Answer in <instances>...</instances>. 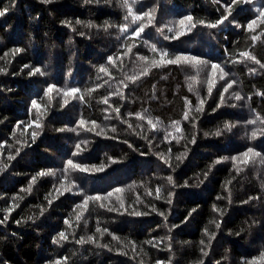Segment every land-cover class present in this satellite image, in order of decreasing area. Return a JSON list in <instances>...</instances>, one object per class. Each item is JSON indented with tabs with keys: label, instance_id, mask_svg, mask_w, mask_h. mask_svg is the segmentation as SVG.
<instances>
[{
	"label": "trees",
	"instance_id": "1",
	"mask_svg": "<svg viewBox=\"0 0 264 264\" xmlns=\"http://www.w3.org/2000/svg\"><path fill=\"white\" fill-rule=\"evenodd\" d=\"M230 3L129 0L134 14L152 13L148 24L147 17L136 23L131 15L125 20L128 10L122 0H0V11L8 10L0 16V219L8 216L0 224V264H264V23L258 20L253 31L246 30L264 0L242 3L223 25L207 27L226 14L224 6ZM187 15L197 26L174 39L178 21ZM140 23L148 26L136 37ZM126 24L129 30L122 33ZM127 47L132 51L125 55ZM15 48L22 51L13 54ZM160 50L169 54L165 61L184 54L208 63L153 66L160 64ZM213 63L223 72H213ZM35 68L45 75H29ZM231 81L235 83L224 92ZM49 85L58 91L45 96ZM70 88L80 91L65 103L63 91ZM33 99L40 109L31 107ZM81 119L86 125H79ZM254 119L255 124L248 123ZM36 120L41 128L33 124L25 130ZM33 131L38 133L35 143ZM249 147L261 156L250 154L245 163L242 154ZM69 160L89 171L71 168ZM49 169L56 175L38 176ZM62 181L65 188L74 182L72 191L60 189L59 194ZM89 195L103 199L77 208ZM13 204L18 207L9 215ZM61 232L68 238L54 243ZM89 236L96 242L77 243Z\"/></svg>",
	"mask_w": 264,
	"mask_h": 264
},
{
	"label": "snow or ice",
	"instance_id": "2",
	"mask_svg": "<svg viewBox=\"0 0 264 264\" xmlns=\"http://www.w3.org/2000/svg\"><path fill=\"white\" fill-rule=\"evenodd\" d=\"M53 2H54V0H40V3H43V4H51V3H53ZM85 2H86V3H91V2H93V0H85ZM96 2H98V0H96ZM242 3H243V4H250V3H252V0H231V3H230V4H227V5L224 6V11H225L226 14L223 15V16H222L219 20H217L215 23H209V24H207L206 26L215 29V28H217L218 26L223 25V24L225 23V21H228V20H229V17L232 15V12H233L234 7L239 6V5H241ZM122 6H124V7L128 10V15H126V16L124 17L125 20H128L129 16L131 15V16H133V21H132V22H133V23H136V22L143 21L144 18L147 17V18H148V24H151V22H152L153 19H154V16L152 15L151 12H144L143 14H134V13L132 12L131 5L129 4V0H122ZM7 11H8L7 9H5V10H3V11H0V16H4V15L6 14ZM256 11L258 12V16H257L256 19H252V20L246 25V30H247V31H250V32L253 31V30H254V27L257 25V21H258V20H259L261 23H264V6L257 8ZM64 23H68V22L65 21ZM76 23L79 24V23H81V22L78 20V21H76ZM199 23H200V24H204L205 22H204V21H199ZM148 24L140 23L139 26L134 30L133 35L136 36V37H140L141 33L144 32L145 27H147ZM86 26L89 27V28L94 27V25H92L91 23H88ZM178 26H179V31H178V32H175V35L173 36L174 39H178L179 37L185 35L187 31H190L192 28H195V27L197 26V22L194 21V17H193L192 15H187V16H184L182 19H180V20L178 21ZM108 27H111V26H110V25H106V26H105L106 29H107ZM237 27H244V26H243V25H237ZM120 30H121L122 33H127L128 30H129V29H128V25L126 24V25L122 26ZM168 30H169L170 32L174 31L173 28H169ZM73 31H75V29H73ZM161 31H163V29H161ZM168 38H169V37L165 36V39H168ZM251 38H252L253 41H255V40L257 39V36L253 35ZM151 50H152L153 52H156V51H157V48H156V45H155V44L151 45ZM11 51L13 52V54H15V53H18V52L22 51V49L15 48V49H12ZM131 51H132L131 47H127V50H126V52H125L124 54L126 55V54H128V53H131ZM159 54H160V64H156V63L154 62L153 66H160V65H162V64H164V63H167V64H177V65H179V64H191V63H193V62H194L195 64L208 63V62H205V61H201L198 57H195V56H189V55H184V54H178V55H176L174 58H170V59H167V60L165 61V60H164V57H167V56L169 55L168 52H167L166 50H160V53H159ZM5 55H7V53H6ZM240 56H242V57H246L247 59L252 60V61H254V62L257 63V64H260V61L257 60L255 56L250 55L249 52H241V53H240ZM117 59H121V60H122V56H118ZM139 59H140V60H145V59H147V58H146V57H143V56H140ZM108 61H109V63H112V64L115 63L113 57H111V56L108 57ZM26 67H28V66H26ZM261 67L264 68V64H261ZM211 68H212V71H213V72H215L216 69H220V71L223 72V68H221V66H220L219 64L213 63V64H211ZM0 71H3V69H0ZM107 71H108V70H107V68H105V67H101V68H100V72L107 73ZM147 71H148V69H146V68L142 69L143 74H147ZM34 74L45 75V73H44L40 68H35V69H33L32 71H30V73H29V75H34ZM225 75H227V74L225 73ZM129 79H132V78L129 77ZM121 83H123V81H121ZM234 83H235V81H231V82H229V83L227 84V86L224 87V92H227V91H228V88H231L232 85H233ZM124 87H127V84H124ZM190 88H191V86H190ZM54 91H58L56 85H49V86L45 89V91H44V95H45V96H50V94L53 93ZM79 91H80V89H78V88H70V89H66V90H64V91H63V97L65 98V99H64V102L67 103V99H66L67 97L77 98V97H76V94H77ZM211 92H212V85H209V87H208V94L211 95ZM116 94L119 95L120 93L117 92ZM261 95H264V93H261ZM78 98H79L80 100H83V99H84V97H83L82 95L79 96ZM234 98H235L236 100H241V99H243V97H241L239 94H234ZM220 100H221V103H223V100H224V96H223V94H221V96H220ZM104 103L107 104V103H108V100L105 99V100H104ZM203 103H204V101L201 100V101H200V107H197L196 111H198V112H199V111H202V105H203ZM31 107L34 108V109H40V108H41V104L38 103L37 100L33 99V100L31 101ZM115 111H116L117 114H119L120 109H119V108H116ZM139 118H140V119H144V116H143V115H139ZM184 119H185V120H188V119H189V114H188V112H185V113H184ZM147 122H148L149 125H152L153 128L156 127V125L153 124V122H152L151 119H148ZM256 122H257V121H256L255 119H254V120H249V121H248L249 124H255ZM261 122L264 123V121H261ZM86 123H87V122H86L85 120H83V119H81V120L79 121V125H80V126L86 125ZM33 124H34L35 127L38 128V129L42 127L41 123H39V121L36 120V121H32V122H30L29 124H27V125L25 126V130H26L28 127H32ZM92 124H93V126H95V122H94V121L92 122ZM175 124H178V122H174V125H175ZM17 127H19V125H17ZM129 127H131V125H129ZM228 127H229V125H225V128H228ZM74 130H75V129H73V131H74ZM86 130H87V131H92V129H86ZM177 130L179 131L178 128H177ZM58 131H64V129H59ZM112 131L114 132V131H115V128H113ZM97 134H99V133H97ZM215 135L219 136V135H221V132H220V131H217V132L215 133ZM37 136H38V133H37L36 131H33L32 134H31V141H32V143H35V141H36V139H37ZM256 137H257V132H256V131H253V132L251 133V139L254 140V139H256ZM195 142H196V139H195V136H193V138H192V140H191V143L194 144ZM28 146H30V145H28ZM76 147H77V150H78V151L81 150L79 144H78ZM19 154H20V150L17 149V151H16V155H19ZM74 154H75V153H74ZM250 154H251L252 156H256V157L261 156V153H260V152H257V151H255L253 148L249 147V148H248V149L242 154V155L246 158V159H245V163L247 162V158L250 156ZM186 155H187V152L181 154L180 156H177V157H176V160L179 161V162H182L183 158L186 157ZM161 158L163 159L164 157L162 156ZM8 159H10V160L15 159V156H11V155H10V156L8 157ZM223 159H224V160H228L229 157H224ZM232 159H233V160H236V159H238V157H232ZM112 162H113V163H116L117 161L112 160ZM165 162L168 163L167 160H165ZM219 162H220V161H216V163H219ZM67 163H68V165H69L71 168H73V169H78V170H80V171H82V172H83V171H89V169L87 168V166H81L80 164H74L72 160H69ZM169 167H172V165L169 164ZM2 170H3V169H0V171H2ZM92 170H94V171H103V170H104V166H100V167H95V166H93V169H92ZM65 172H67V169H65ZM55 175H56V172H55L54 170H51V169H49V170H47V171H41V172L38 173V176H40V177H43V176H55ZM205 175H207V173H206ZM65 179H67V178L65 177ZM167 180H168V182H169L170 184H174L173 178H172L171 176H168V177H167ZM35 181H36V177H32V181H31V183H35ZM74 186H75V185H74V182H73L72 185H70L69 187L65 188V187H64V182L62 181V182L60 183V186L56 189V191H57L59 194L62 195L63 192H61L60 189H64V191H69V192H70V191H72V189H73ZM27 190H28V191L31 190V184L29 185V188H28ZM115 191L120 192V191H122V190H121V189H116ZM160 191H161L160 188H157V189H156L157 199L160 198V196H159ZM108 195L111 196L112 193H108ZM171 195H172V194L169 193V199L167 200V203H169V204H171V202H172L171 199H170ZM102 199H103V198H102L100 195H95V196H90V195H89V196H85V198H84V200L82 201V203H81V204H77L76 207H77V208H85V209H86L90 201H101ZM246 202H247V201H246ZM48 203H49V205H51L52 201L49 200ZM101 206L103 207L104 205H101ZM15 207H18V205L13 204L12 207H10L9 209H7V213L10 215L11 212L14 210ZM121 207H123V203H122V202H121ZM214 207H215V206H214ZM112 210H114V209H109V211H112ZM152 211H153V212L156 211L155 207L152 208ZM192 211H195V209H193ZM131 214L136 215V216H140V215H147L148 213H147V212H145V213H141V212H133V213H131ZM159 214H160L161 216H164V213H159ZM41 215H43V210L41 211ZM81 215H82V214L77 215L76 219H77V220H80V219H81ZM164 218H165V220L167 219L166 216H165ZM7 219H8V216L5 215L3 219H0V224H4V223L7 221ZM30 219H31V217H30ZM17 223H20V221H17ZM65 223H68V221L66 220ZM213 223L215 224V228H217V229L220 228V223H219V222H215V221H214ZM96 231H97V232H101V229H100L99 227H97ZM103 231L106 232L107 229H104ZM205 232H206V235H207V234H208V233H207V230H205ZM67 238H68V237H67V235L65 234V232H61V233H59V237H58V239L55 240L54 243H59L61 240H66ZM114 238H115V237H114ZM212 239H215V233H212V234L210 235L209 246H210V242H211ZM95 242H96V240H95V237H94V236H89V237H87V239H85L84 237H81V238L77 241V243H80V244H85V243H95ZM203 243H204V241H201V244H203ZM97 246H100V245H97ZM103 247H107V245H103ZM201 251H202V253H203L204 256H207V255H208L207 251H205L204 249H201ZM262 258H264V253H262ZM63 261L66 262V261H67V257L63 258ZM55 264H62V261L58 260V261L55 262ZM158 264H161V262H158ZM200 264H203V261H202V260L200 261ZM244 264H256V261H255V260H253V261H245Z\"/></svg>",
	"mask_w": 264,
	"mask_h": 264
}]
</instances>
